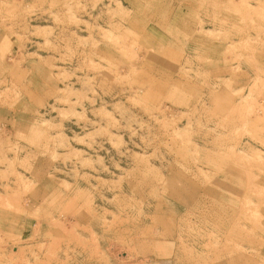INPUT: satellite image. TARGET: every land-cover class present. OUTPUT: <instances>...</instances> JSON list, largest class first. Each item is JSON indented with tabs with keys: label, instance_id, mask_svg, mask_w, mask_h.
Returning a JSON list of instances; mask_svg holds the SVG:
<instances>
[{
	"label": "rangeland",
	"instance_id": "rangeland-1",
	"mask_svg": "<svg viewBox=\"0 0 264 264\" xmlns=\"http://www.w3.org/2000/svg\"><path fill=\"white\" fill-rule=\"evenodd\" d=\"M0 264H264V0H0Z\"/></svg>",
	"mask_w": 264,
	"mask_h": 264
}]
</instances>
